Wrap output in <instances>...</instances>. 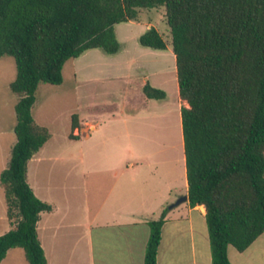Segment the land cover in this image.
<instances>
[{
	"label": "trees",
	"instance_id": "trees-1",
	"mask_svg": "<svg viewBox=\"0 0 264 264\" xmlns=\"http://www.w3.org/2000/svg\"><path fill=\"white\" fill-rule=\"evenodd\" d=\"M166 8L176 57L188 200L203 205L213 263L231 264L229 245L247 249L264 233V0H0V58L14 57L10 87L17 141L0 173L13 228L0 235V264L21 247L30 264H48L38 235L43 212L53 206L28 182V162L50 139L32 108L42 82L62 84L63 68L89 49L119 52L116 24L138 21L141 8ZM141 45L166 49L154 27ZM151 99L164 90L144 86ZM79 127L72 116V132ZM169 207L150 220L144 264H157Z\"/></svg>",
	"mask_w": 264,
	"mask_h": 264
},
{
	"label": "crops",
	"instance_id": "crops-1",
	"mask_svg": "<svg viewBox=\"0 0 264 264\" xmlns=\"http://www.w3.org/2000/svg\"><path fill=\"white\" fill-rule=\"evenodd\" d=\"M168 48L142 45L137 47L138 51L148 56L131 60L117 57L118 53L102 56L101 75L83 73V67L77 65V74L83 80L122 79L128 90L133 84L129 73L131 65H137L141 70L136 83L140 103L132 102L129 95L124 102L117 103L116 98L106 92L98 100L95 98L88 114H78L79 127L74 134L76 132L77 140L87 141L88 148L80 150L76 156V192L70 195L67 185L56 188L47 183L43 190L39 183L34 187L28 178L35 194L53 206L51 211L41 214L38 222V235L48 264H144L150 237L149 221L158 219L165 207L188 195L184 141L182 155L173 153L168 163H162L160 168L158 163L150 161V156L145 160L147 153L140 152L145 141L158 138L159 118L164 122L163 111L160 114L148 110L155 107L152 103L157 99L148 98L144 86L146 83L158 86L159 81L154 76L163 75V51ZM123 49L121 45L119 52ZM91 50L80 56H89ZM117 64H120L119 69ZM173 67L176 69L175 54ZM181 107L179 102L180 116ZM148 131L152 137L148 136ZM42 149L30 161L37 159L40 164L48 160V153L43 154ZM56 159L65 160L64 156ZM3 166L1 171L7 165ZM12 228L5 190L0 183V235ZM228 256L231 264H264V233L244 251L229 245ZM212 263L205 207H191L187 200L169 208L162 227L157 264ZM1 264L30 263L24 249L14 247L9 249Z\"/></svg>",
	"mask_w": 264,
	"mask_h": 264
},
{
	"label": "rangeland",
	"instance_id": "rangeland-1",
	"mask_svg": "<svg viewBox=\"0 0 264 264\" xmlns=\"http://www.w3.org/2000/svg\"><path fill=\"white\" fill-rule=\"evenodd\" d=\"M152 26L163 35L167 47L169 48L163 51V75L158 73L160 75L155 74L154 76V78L159 81L157 82L158 86L156 88L164 90L166 97L154 101L152 104L155 107L148 110L150 112L152 110L159 111L160 114L163 111L164 122L162 123V118H159L161 122L159 123V127H157V131L159 132L158 138L155 139V141L153 139L145 141L141 146L142 149L140 152L147 153L148 155L145 160L147 161L148 156H150V161L152 160V162L158 163V167L160 168L162 163H168L173 153L182 155L183 135L182 127H180L181 116L179 102L182 106L187 105V103H185L186 101L182 100L179 95L176 69L173 67L174 51L172 47V35L167 23L166 8L164 6L141 8L138 21L119 23L115 31L124 49L116 54L117 57H126L130 60L137 56L142 58L148 56L145 52L138 51L137 47H142L139 38ZM89 54L90 55L87 57L79 56L69 59L65 63L63 68L64 80L62 84L54 85L42 82L38 87L36 102L32 108V113L38 124L46 126L49 129L52 137L46 142L42 149L43 154L48 153V160L40 164L37 162V159L28 162V178L29 182L32 183L34 187L36 183H39L43 190L46 183L56 188L61 185H67L70 195L76 192L75 188L78 178L76 156L80 150L88 148V142L86 141L83 143L82 140L71 139L69 137V134L72 132L73 114H77V116L83 113L88 114L89 106L94 103L96 100L95 98L98 100L102 96L101 94L106 92H110L112 97L116 98L115 101L117 103L124 102L127 95L133 99L132 102L136 104L140 103L139 95L136 90V83L139 79L141 70L138 69L137 65H131L129 72L133 80L131 90H128V85H123L122 79L115 78L105 80L106 78H101L103 80H83L77 74V65L79 64L81 68L83 67L81 69L83 73L92 74L96 72V74L101 75L100 73L102 69H104V60L102 56L108 55V53L101 48L92 49ZM118 65L120 64H117L116 67L119 69ZM159 66H161L160 63L158 67ZM16 75L17 67L14 57L10 55L1 57L0 171L4 167L3 165L8 164L12 147L17 141L14 126L17 122L15 105L19 96L14 93L10 87ZM104 77H107V75H104ZM143 109L144 108H142V110ZM148 136L152 137L149 131ZM57 156H64L65 160H57ZM4 158L6 160H4ZM6 162L7 164H5ZM88 176H86V179L89 178ZM57 193H61V191H57ZM84 215L87 214L85 213Z\"/></svg>",
	"mask_w": 264,
	"mask_h": 264
},
{
	"label": "water",
	"instance_id": "water-1",
	"mask_svg": "<svg viewBox=\"0 0 264 264\" xmlns=\"http://www.w3.org/2000/svg\"><path fill=\"white\" fill-rule=\"evenodd\" d=\"M187 200H188V195L181 196L180 198H178L177 201H175L174 203H172V204L169 206V208L172 209V208L178 206L179 204H181V203H183V202H185V201H187Z\"/></svg>",
	"mask_w": 264,
	"mask_h": 264
}]
</instances>
